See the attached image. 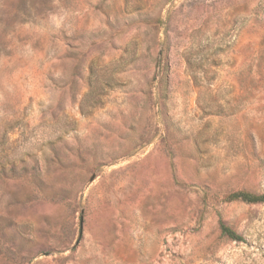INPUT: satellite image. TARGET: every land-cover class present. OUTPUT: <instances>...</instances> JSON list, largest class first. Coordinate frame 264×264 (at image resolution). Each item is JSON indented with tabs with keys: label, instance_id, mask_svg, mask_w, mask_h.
Returning a JSON list of instances; mask_svg holds the SVG:
<instances>
[{
	"label": "rangeland",
	"instance_id": "rangeland-1",
	"mask_svg": "<svg viewBox=\"0 0 264 264\" xmlns=\"http://www.w3.org/2000/svg\"><path fill=\"white\" fill-rule=\"evenodd\" d=\"M242 192L264 0H0V264H264Z\"/></svg>",
	"mask_w": 264,
	"mask_h": 264
},
{
	"label": "trees",
	"instance_id": "trees-1",
	"mask_svg": "<svg viewBox=\"0 0 264 264\" xmlns=\"http://www.w3.org/2000/svg\"><path fill=\"white\" fill-rule=\"evenodd\" d=\"M229 198L232 200H241L251 204L264 203V194L254 195V194L242 192V193L232 194ZM221 232L223 235L227 236L229 239L233 241H239V242L242 241V238L238 234L233 232L224 224H221Z\"/></svg>",
	"mask_w": 264,
	"mask_h": 264
}]
</instances>
